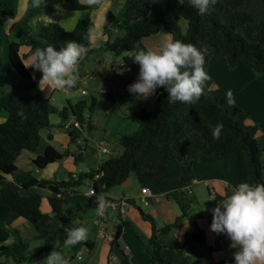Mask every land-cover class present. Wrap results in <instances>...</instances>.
Wrapping results in <instances>:
<instances>
[{"label":"trees","instance_id":"obj_1","mask_svg":"<svg viewBox=\"0 0 264 264\" xmlns=\"http://www.w3.org/2000/svg\"><path fill=\"white\" fill-rule=\"evenodd\" d=\"M66 1L74 10L80 11L92 10L98 5H86L80 0ZM161 1V8L153 12L148 0H127L122 20L108 13L104 33L111 37V25L118 24L125 30V34L113 40L109 38L102 49L114 54L127 53L124 61L132 66L133 57L140 48L149 50L143 37L170 33L172 42L180 40L204 52V68L208 75L209 62L214 58H225L230 68L244 65L256 75L264 74V0H217L204 16L199 15L188 4V0L183 5H179L177 0ZM17 6L18 0H0V32L7 27V19L16 15ZM48 9L46 4L33 8L31 0H28V13L15 26L8 47L11 70L0 80V89L18 79L24 80L23 86L0 96V257L5 258L0 264L32 261L45 252H60L63 247L55 249L54 244L60 241L62 245L70 231L63 229L62 224L78 214L96 209L97 196L103 195L109 199V190L123 184L131 173L136 174L141 188L149 187L156 194L181 199V214L173 223L160 230L156 228L153 217L143 213L153 225V236L149 243L153 263L173 264L165 255L164 246L157 240L156 233L178 228L188 214L190 202L185 189L191 187L195 180L194 161L183 163L178 154L187 136L195 131L201 133L205 143L204 160L238 154L240 177L230 183L234 189L243 182L264 184V137L259 139L255 136L260 128L258 125L246 124L249 113L233 98L234 103L229 105L224 88H211L213 80L209 75L203 94L193 104L169 103L168 93L161 87L155 94L153 109L130 107L127 116L138 122L139 130L133 134L120 135L122 153L102 161L97 168L80 173L77 178L71 174L66 180L38 179L32 171H25L17 175L18 185L14 186L7 176L17 172L16 160L22 152H36L42 140L41 132L51 126L50 115L54 111L51 98L45 94L42 86L39 87V80L31 75L32 68L26 66L25 59L34 56L37 48L43 49L48 45L59 48L69 41H75L86 47L90 38L92 21L89 13L80 18L71 30L55 21L41 26L39 38L29 35L25 25ZM182 19L188 22L186 32H183L180 25ZM23 36L26 39L20 42ZM2 45L3 38L0 36V72L4 62ZM22 46L29 47V51L22 54ZM85 105L84 101L70 104L62 111L61 118L66 121L71 112L78 120H83L82 110ZM217 124L223 125L218 140L212 134ZM79 132L70 131L72 139ZM65 155L50 145L35 162L44 168L63 159ZM98 173L101 176L94 179ZM87 179L94 180V194L65 212L68 203L65 191L74 190ZM33 188L51 190L50 212L41 210L42 195L38 191L31 193ZM19 217L26 218L44 239L45 245L41 250L30 251L29 244L24 241L6 243L10 238L7 225ZM124 225L126 223L117 228L111 241V252L120 253L125 264H132L119 244ZM171 246L187 249L191 264H203V256L213 250L207 243L204 231L188 232L184 243L175 242ZM217 264H234V258L222 259Z\"/></svg>","mask_w":264,"mask_h":264},{"label":"crops","instance_id":"obj_2","mask_svg":"<svg viewBox=\"0 0 264 264\" xmlns=\"http://www.w3.org/2000/svg\"><path fill=\"white\" fill-rule=\"evenodd\" d=\"M19 1L22 2L23 6ZM80 1L88 5L87 0ZM148 2L151 5V9H159L162 4L161 0H148ZM19 5L22 7L20 8ZM46 5L49 7L48 12L34 18L29 24L25 25L29 35L35 38H39L42 25L57 21L65 28L71 30L75 27L77 21L87 13L90 14L92 21L89 30V42L85 47L87 53L103 51L105 49H102V47L109 38L113 40L125 34V30L121 26L113 24L110 28L112 35L109 37L104 33V25L108 13H113L119 20L123 19L127 8V0H100L97 8L87 11L74 10L66 0L64 2L62 0H47ZM27 13L28 0H18L17 13L14 17L7 19V27L3 33L12 38L15 26L17 27V24L22 22ZM33 26L38 31H33ZM153 35L145 36L142 39L149 50L157 51L163 44L172 42L170 33ZM151 38H153L152 41L150 40ZM25 39L26 36H23L20 42ZM28 51L29 47H21L22 54ZM124 56L120 60L119 65L112 66L111 71L103 69L106 72L104 74L105 78L113 76L116 80L115 84L119 87L116 91L123 105L122 110L110 112L109 120L115 119L123 124H129V127H131L129 132H124L125 128H120L118 130L120 135L133 133L138 128V125L133 123L134 119L127 116L129 108H145L148 103L153 106L156 99L155 95L147 99L138 98L128 91L129 85L138 80L140 66L136 62H133L132 66H128L124 61ZM33 60L34 56H28L25 59L26 66L31 64ZM121 72L127 74L128 77H124ZM208 72L213 80L211 88L222 87L227 92L231 91L232 98L236 103L249 113L246 124L258 125L260 130L256 132L255 136L262 139L264 137V74L256 75L251 68L244 65L228 69L225 58L211 59ZM31 75L39 81L42 78V73L33 69L31 70ZM41 86L45 94L52 99L50 90L54 89V87H51L49 92L46 93L45 85ZM81 93L83 94V91ZM105 94L108 95L110 100L114 99V96L108 91H105ZM71 105L73 104L71 103ZM71 116L72 114L69 112V118ZM48 129L49 131L44 136L41 132L42 140L36 152L24 151L18 156L16 160L17 172L7 176L8 181L14 186L18 185L16 182L17 175L25 171H32L38 179L66 180L71 174L77 178L79 173L89 172L93 168H97L103 161L100 159L95 163L96 166L88 164L84 168L82 167L85 159L84 153L87 151L90 141L94 145L97 143L94 137L88 136V133L83 131L81 133L80 131L77 136H74L75 139H72L70 132L62 128L58 129L57 126H50ZM107 134H112V131L108 130ZM56 142L62 145L63 150L57 147ZM114 143L119 142L116 141ZM101 144L98 143L97 145ZM50 145L58 151L66 153V155L63 159L42 168L36 164L35 159L45 154L46 149ZM106 145L110 148L108 143ZM107 146L101 145L99 147ZM117 150H121V148H117ZM178 154L181 156L183 163L194 161L195 180L189 190H186V197L190 205L187 217L182 225L174 231H158L156 233L157 240L164 246L165 255L173 264H191L188 256L182 250L173 248L171 245L175 242L184 243L185 235L188 232L204 231L207 243L213 250L212 253L203 256V264H217L222 259L234 258L236 249L230 247L231 241L229 238L224 234H217L211 230L213 216L210 210L216 207L218 202L226 199L234 190L230 183L240 177L238 154L231 153L214 160H204L205 143L199 131L192 132L187 136L186 142L178 151ZM85 182L90 189L92 181L87 179ZM79 189L80 187H77L74 190L65 191V197L68 201L65 206V212L77 202H84L89 197V189L85 192ZM37 191L42 195L41 210L45 213L50 212L52 210L49 202V196L52 195L51 190L49 188H33L31 193H36ZM108 196L110 199L127 197L130 199V204L125 207V213L123 214L112 211L109 212L110 214L108 213V217L104 221L105 233L114 237L118 226L126 223L123 226L119 244L122 249H127L130 262L132 264H154L151 256L152 247L149 244L153 236V225L144 217L143 213L151 215L156 228L160 230L165 225L173 223L179 216L181 213V199L161 197L159 201L152 200L149 205H143L141 203V185L135 173H131L123 184L112 187L108 192ZM109 215H111L112 219ZM98 216L97 214L92 215V213L87 211L84 214H78L70 218L65 224H62L63 229L70 231L73 227H85L88 230V239L86 241L70 247V250H72L70 254H63L66 264H108V257L112 251L111 239L100 236V218ZM7 229L10 232L7 244L18 241L29 243L31 240L43 239L34 226L24 217L15 219L7 225ZM48 256L45 255L44 257L48 258ZM10 264H47V262L39 255L32 261Z\"/></svg>","mask_w":264,"mask_h":264},{"label":"clouds","instance_id":"obj_3","mask_svg":"<svg viewBox=\"0 0 264 264\" xmlns=\"http://www.w3.org/2000/svg\"><path fill=\"white\" fill-rule=\"evenodd\" d=\"M33 8H40L46 0H31ZM100 0H87L96 5ZM183 5L185 0H177ZM217 0H188V4L206 15ZM33 31H38L33 26ZM87 55V49L75 41H69L59 48L48 45L34 52V60L27 67L42 73L41 85L56 89L74 87L79 78L78 64ZM140 66L138 80L129 85L128 91L138 98L154 96L163 87L168 93L169 103L193 104L203 94L205 82L210 78L205 71L204 52L192 44L180 40L167 42L157 51L140 48L133 57ZM35 78V77H34ZM229 105L234 103L232 92L226 94ZM222 124L212 130L213 138L220 139ZM105 198L97 196L96 214H105ZM211 230L226 235L231 241L234 264H264V184L239 183L232 193L211 210ZM88 239V230L79 227L68 232L67 239L57 248H69ZM47 264H66L61 252L54 250L46 259Z\"/></svg>","mask_w":264,"mask_h":264},{"label":"rangeland","instance_id":"obj_4","mask_svg":"<svg viewBox=\"0 0 264 264\" xmlns=\"http://www.w3.org/2000/svg\"><path fill=\"white\" fill-rule=\"evenodd\" d=\"M62 1L64 2V0ZM19 3L21 4L22 2L19 1ZM21 5L23 6V4ZM21 5H19L20 8L22 7ZM159 9H152V11L156 12ZM180 25H181L183 32H186L187 27H188V22L185 19H182L180 22ZM0 36L3 38L1 54L3 55V59H4L3 67L0 72V80H2L11 70L10 62L8 59V47L12 39L6 34H4L3 32H0ZM150 40L152 41L153 38H151ZM126 54L127 53L114 54L113 52H110L107 50H103L100 52H89L78 64L79 78H78V82L76 86L72 88L65 87L64 89H56L54 87V89L50 90L51 91L50 94L52 97L51 99L52 105L54 108V111L50 115V123H51V126L53 127L57 126L58 129L62 128L68 132L72 130V129L64 128L65 121L61 118V113L64 110V108L69 107L71 103L73 105L81 101H84L86 103L85 107L82 110L83 120H81V124H82L83 129L79 131H81V133L82 131L85 133H88V136L94 137L97 143L94 145L90 141L89 147L87 151L84 153L85 159L83 160L84 162L82 165L83 168L85 167V165H88V164H91L92 166H96L95 163L98 162L100 159L104 161L110 157L121 154L123 148L119 142L120 134L118 133L119 132L118 130H120V128H125L124 132H129L131 130V127H129V124H123L120 121H117L115 119L109 120L110 112L113 110H117V111L122 110L123 105L121 103V98L119 97L118 92L116 91L117 88L119 89V87H117L115 84L116 80L113 78V76L105 78L104 74H106V72H104L103 70V69H107L111 71L112 66L116 64L119 65L120 60L122 59L123 55H126ZM227 68L232 69L229 67L228 63H227ZM98 71H101V72H98ZM121 73L124 77L126 78L128 77V75L125 74L124 72H121ZM23 82L24 80L23 78H21L12 84L2 87L0 89V96L7 94L23 86L24 85ZM51 87L52 86H45L46 93L49 92V89ZM81 91H85V93L82 94ZM105 91H108L110 94H112L114 96V99L110 100L108 95L105 94ZM145 108L148 110L153 109L154 104L153 106H150L148 103ZM90 123H92V126H90ZM133 123H136L138 125V128L135 131L137 132L139 130V124L135 119L133 120ZM108 130L112 131V134L110 135L107 134ZM48 131H49L48 128L43 129L42 135L44 136L45 134H47ZM90 133L91 135H89ZM133 133L131 132V133H125V134H133ZM116 141L119 143H114ZM98 143L99 144L102 143L101 144L102 146L104 145L107 146L106 144L108 143L110 145V148L109 146H107L106 148L109 149L110 154L103 153V152L101 153L99 150L100 148L99 146L101 145H97ZM56 145L58 148L63 150V147L59 142H56ZM117 148L118 149L121 148V150H117ZM263 177H264V171H263ZM79 187H80L79 190L84 191V192L89 189V186L87 185L85 181ZM160 195L161 197H166V195L164 194H160ZM95 210L96 209H90L88 210V212L94 215L96 214ZM109 217L111 218V215H109ZM73 229H76V228L73 227L72 230ZM174 230L175 228L173 229V231ZM28 244H29L30 251L35 252L43 248V246L45 245V241L44 239L31 240L29 241ZM180 250H182V252L185 255L187 256L190 255L188 250L185 249L184 247H181ZM60 252L62 253V255L70 254L72 250H70V247H69V248H63ZM50 254L51 252H48V253L45 252V253H42L41 256L44 260H46L47 258H45L44 256L50 255ZM4 260L5 258L0 257V262Z\"/></svg>","mask_w":264,"mask_h":264},{"label":"built area","instance_id":"obj_5","mask_svg":"<svg viewBox=\"0 0 264 264\" xmlns=\"http://www.w3.org/2000/svg\"><path fill=\"white\" fill-rule=\"evenodd\" d=\"M85 93V91H83ZM64 127L67 129H76V130H82V124L81 121L78 120L75 116H71L70 119H67L64 123ZM100 152L102 153H109L108 149L106 147L99 148ZM101 176V173H98L95 175L94 179H97ZM94 181V180H93ZM92 181V182H93ZM190 187L186 188L185 190H189ZM94 194V188L93 183L91 184V188L89 189L88 195L91 196ZM141 203L145 206L149 205L152 200L159 201L161 199L160 194L154 193L149 187H143L141 188ZM106 207H105V214L103 216H99L100 218V236L102 237H108L113 240L114 237H111L110 235H107L105 233L104 228V221L108 217V213L110 211L112 212H119L120 214L125 213V207L130 204V199L127 197L125 198H119V199H105ZM124 253L127 254V249H122ZM108 264H125L122 256L118 252H111L108 257Z\"/></svg>","mask_w":264,"mask_h":264}]
</instances>
